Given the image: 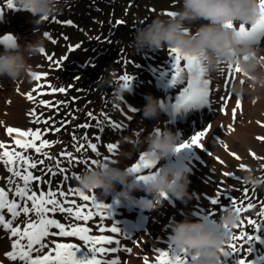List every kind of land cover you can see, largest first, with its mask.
<instances>
[{"label":"rangeland","instance_id":"obj_1","mask_svg":"<svg viewBox=\"0 0 264 264\" xmlns=\"http://www.w3.org/2000/svg\"><path fill=\"white\" fill-rule=\"evenodd\" d=\"M168 2L170 0H61L62 11L41 22L36 27L38 31H35L33 18L32 21L27 19L30 12L7 8V0H0V13L3 14L4 21V26H0V36L5 32H11L15 36L18 34L21 37L20 42L24 43L34 40L36 37L33 38L31 35L36 32L35 35L40 34L45 40V53H40L30 60V65L37 64L43 71L41 83L37 85L38 91L33 95L34 99L27 105L28 115L18 120V124L24 131L35 132L39 129L40 138L33 142L39 147L43 140H47L48 145L37 153L34 148H21L15 143L16 138L3 136L0 133V143L5 145L4 149H0V153L5 150L10 154L19 152L27 159V163L18 162L7 165L0 160L1 187L13 201L20 205V210L24 206L30 209L28 214L21 211V214L13 220V227L19 228L22 232L29 222L39 219L31 210L32 202L16 195V188L23 187L24 182L21 177L14 175V171H20L22 175L32 173L29 195L36 192L39 197L40 192L47 195L51 190L57 194L55 199L61 206L75 211L79 205L84 214L88 213L89 210L86 207L88 201H84L76 192H69V189H79L76 182L77 176L83 169L90 166L93 160L98 161L106 157L107 144L113 143L119 137L130 140L134 126L143 123L139 115L142 114L145 104H142L140 111L134 112L135 118L132 119L130 126L118 131L119 133L113 127L111 120L121 112L120 107L124 102L123 93L128 91H123L122 97L117 98V93L122 91L120 85L123 81L120 77L125 74L134 77L130 90L135 95L137 92L141 94L142 91L139 89L144 86L149 94L159 99L163 98V91L159 90L163 86L162 83L172 79L174 69L169 49L147 50L146 53H141L136 52L131 45L135 29L142 24L150 23L157 16L163 18L161 9ZM68 21L72 23L69 24ZM116 21H124V24H118ZM124 27H127L126 31ZM45 32L49 36H45ZM52 39L56 43H52ZM251 39L258 46L264 45V32ZM76 45L79 47L77 48ZM48 55H52V61L47 59ZM36 58L38 60H34ZM211 80L213 85L214 83L228 85V79L224 74L218 76L216 73H211ZM52 88L57 91L52 92ZM60 88H64L65 91L59 92ZM40 100L50 103L42 105ZM33 110H35L34 113ZM88 113H92V116ZM135 121H137L136 124ZM82 125H88V127H81ZM145 129H147L146 126ZM25 140L31 141L32 137H26ZM89 143H95L97 151H92L88 147ZM236 148L240 149L239 152L243 151L245 157L246 151L238 144ZM256 148L264 150V140L258 141ZM136 152L139 153L138 148ZM67 153H72V157H68ZM202 162L205 164L204 161ZM32 163L36 164V168L30 167ZM224 167L227 168L220 167L218 174L215 175L216 184L225 182L226 179L223 178L225 170L231 173L234 171V174L236 172L240 178L229 181V184H225L227 188L215 195L216 197L224 194V206L231 205L228 200L230 196L236 201V206L242 209L243 224L240 223L235 229L234 236L248 232L250 235H258L260 239L254 238L249 242V247L252 249L250 253H247L248 245L244 244L243 240L230 241L237 247L243 245V248L241 253L224 254L223 264H238L239 258H251L253 261L256 255H254L255 250L262 245V239L264 241V215H261L264 212V189L251 188L241 182L243 174L240 173L241 166L235 157L228 158L227 165ZM9 168L13 171L10 172ZM247 168L264 176V158L256 163H248ZM61 191L64 192L63 196L59 195ZM112 193L106 196L107 201L111 199ZM85 194L88 195V193ZM64 197L67 199L63 200ZM72 201L76 204L73 205ZM206 211H211L215 219H218L219 207L213 206L210 202L206 205ZM46 215L65 224L66 229L73 224L85 225L84 221H78L74 215L66 212H49ZM10 219H12L11 216ZM249 220L262 225L259 232H256L254 225L248 224ZM103 221L100 218L95 220L93 227L99 230V227L103 226ZM167 222L168 217L164 224ZM159 223H154L153 227L156 228ZM50 231L59 230L50 229ZM10 236V230L0 231V244ZM26 243L27 241L25 245ZM128 246L124 245L122 249ZM131 246L130 253L121 251L122 264L128 263L130 258L138 257L141 247H137L136 244L129 247ZM134 248H136L135 251H133Z\"/></svg>","mask_w":264,"mask_h":264},{"label":"clouds","instance_id":"obj_2","mask_svg":"<svg viewBox=\"0 0 264 264\" xmlns=\"http://www.w3.org/2000/svg\"><path fill=\"white\" fill-rule=\"evenodd\" d=\"M12 3L15 9L32 14L35 27L62 11L61 0H12ZM178 3L174 15L157 16L135 29L131 40L133 49L141 53L179 49L181 53L202 57L206 72L218 76L224 74L229 65L238 66L239 76L231 85L233 94L243 97L264 91V49L251 37L240 33L241 25L251 28L264 15L260 0H178ZM229 24L231 26H227ZM20 40L21 37L16 36L14 44L4 45V51L0 52V79L15 82L30 78V60L45 49L42 35L24 43ZM125 90L118 92L117 98L122 97ZM145 100L143 118H157L165 107L162 101L151 94L145 96ZM178 140V134L172 130L156 127L143 137L142 145H146L143 153L155 161L156 166L177 153ZM155 166L145 181L130 167L120 168L115 161L98 160L79 173L77 187L84 193L99 190L104 197L119 184L118 197L145 209H155L164 199L173 197L187 203L191 198L188 191L191 169L177 162ZM241 182L251 188L264 189V176L252 169L244 170ZM141 187L151 199L132 196L133 191ZM241 220V211L228 205L218 212L215 220L174 222L169 239L174 248L187 250V264H223L224 252L228 251V244Z\"/></svg>","mask_w":264,"mask_h":264},{"label":"bare ground","instance_id":"obj_3","mask_svg":"<svg viewBox=\"0 0 264 264\" xmlns=\"http://www.w3.org/2000/svg\"><path fill=\"white\" fill-rule=\"evenodd\" d=\"M178 8V0H170V2L164 5L161 9L163 17L168 16L166 15L167 11H175ZM5 18H7V16ZM32 18V14H28V21H32ZM11 24L14 25V23ZM0 26H4L3 14L0 15ZM38 26L39 25L36 27ZM8 27L9 26H7V28ZM36 27L35 31H38ZM34 33L31 37L34 38L40 36V34L35 35ZM16 36L20 37L18 34ZM0 46H2V44H0ZM261 48L264 49V45H262ZM262 54H264V51H262ZM34 60H38V58ZM183 67L184 62H181V68ZM31 70L30 78L28 79H20L15 82L8 79H0V97L2 102H0V118L2 117V120H0V133L3 136L18 138L17 133H12L11 135L7 133L8 127L24 131L20 124H18V120H22L26 115H28L27 105L31 100L27 97L29 94L33 96L36 91H38L37 85L41 83V77L43 76V71L37 64H32ZM32 73L39 75L40 79H34ZM205 76L211 80V74L206 72ZM224 76L228 79V85L218 83H214V85L211 84V105H207V108L204 109V111L202 110V113L199 111L192 116H195L194 119L201 116V119L194 123L193 126L190 124L184 125L183 129L180 131L181 134L179 136L178 143L190 140V138L197 132L205 131L207 129L206 135L201 137V142L204 144V147L199 148L193 146L192 148L181 149L174 156L170 157L168 161L161 160L158 165L155 166L158 167L166 162H177L186 164L191 169L188 176L190 181L188 191L191 193V198L187 201V203L176 200L173 197L171 199H164L163 203L155 209H145L132 201L124 200L118 197L117 192H119L121 188L119 184H117L116 190L112 193L111 203L106 200V196H100L99 190L88 193L90 196L95 195L100 203L120 204V207L116 208L114 214H111L109 217L104 214V217H107V221L102 222V225L107 229L114 224L120 229V233H110L107 231L103 233L112 234L114 236V241L119 239L121 241V244L119 245L121 249L124 245L130 246L132 244H136L137 247H141L138 257L135 256L130 258L126 264H144L143 256L145 255L149 257V264H156V257L159 253L154 251V249L159 248L161 251H168L167 249L169 245H171L169 237L172 232V224L174 222L184 219L195 221L205 217L209 220H215L213 213L211 211H206V205L211 202L210 199L214 198L217 193L221 192L222 189L227 188L226 185L230 183L229 181L240 179L239 174L237 175L236 172L234 174V171L231 173V171L225 170V173L230 174L229 176H223V178L226 179L225 182L219 184H216L215 182V175L218 174L219 168H227L224 166L227 165V159L233 156L232 153L236 154V156L233 157H239V159H236L238 163H240V166H243L240 168L241 174H243L244 170H248V163H256L260 159L264 158V150L261 148L255 149L257 142L260 141L257 140V137L262 136L264 133V126H262L264 125V91L238 97L232 93L231 85L232 82L239 76V73L229 74L226 69ZM181 77L185 80L186 84L188 77L186 69L182 71ZM162 84V88L159 89L163 91L162 101L168 98L172 102L176 101L181 88L185 85H173L170 81L163 82ZM15 88L18 90L15 91ZM156 89L158 90V87ZM139 90H141L143 94H139L137 92L135 95L131 90L123 93L124 102L120 107L121 112L116 114V118H112L111 120L112 124L118 123L121 125L120 128H116L117 133H119L118 131L123 128L130 126L132 119L135 118V114L131 111V108H135L137 111H140L142 104L146 103L145 96L149 95V91L145 89L144 86H141ZM230 93L231 96H229ZM221 97L228 98L226 104L225 101L221 100ZM237 99L241 102L239 108H236ZM164 108H166V106ZM222 108L223 110H221ZM233 108H236L235 119H233ZM198 113L200 114L197 115ZM129 117H131V119H129ZM139 117L143 119V123L134 126L131 133V139L127 140L119 137L113 142L119 145L117 151L115 153L107 151V160L117 162V166L120 168L131 167L136 162L135 159L137 155L139 156L143 152V149L146 148V145H142L143 137L147 136L154 128L159 127L160 129H170L174 132V125L169 127L166 126V116L162 111L155 119H144L143 114L139 115ZM13 119L15 120L12 121ZM257 121H260L261 123L258 124ZM136 122L137 121H135V124ZM208 125H211L210 129L208 128ZM145 126L147 129H145ZM224 144L228 145L227 149H225ZM237 144L240 148L246 151L245 157L244 152L242 150V152H239L240 149L236 148ZM137 148L140 153H135ZM106 157L102 159H106ZM221 160L224 162L223 164L220 163ZM202 161H204L205 164ZM145 174H147V170ZM132 196L140 198L148 196V194H146L141 187L133 191ZM148 197L151 199L150 196ZM66 199L67 197L63 198V200ZM86 207L94 214L97 211L91 200L88 201ZM58 212L59 211L55 213ZM132 214H134L133 219L136 220V224L138 222L137 218L139 215H147L149 218L147 220V227L139 230V233H137V227L131 232L124 233L122 231L124 220L130 218V215ZM94 217L96 218L97 216L95 215ZM167 217L168 222L164 224ZM94 222L95 219L84 222V226H88L92 229L89 233L90 235H97L95 234V228L93 227ZM154 223H159V225L155 228L153 227ZM153 228L154 232L151 233ZM0 231L5 232L6 230ZM16 239H20L19 235L16 237L10 236L7 240L0 244V260H3L5 264H22V262L18 259L16 261H12L5 255L7 252L12 251V243ZM48 240H54L56 243L77 241L78 243L83 244V242L79 241L76 237H46L45 241L47 242ZM135 240L136 243H134ZM26 241L27 240L25 238L21 240V243L25 244ZM114 246H116L115 243H113V245H105V247L108 248ZM129 246L128 248H132V246ZM49 247H54V244L49 245ZM135 250L136 248L133 249V251ZM121 251L117 253H106L104 254V258H119L122 261ZM33 256L35 257V253H33Z\"/></svg>","mask_w":264,"mask_h":264},{"label":"snow or ice","instance_id":"obj_4","mask_svg":"<svg viewBox=\"0 0 264 264\" xmlns=\"http://www.w3.org/2000/svg\"><path fill=\"white\" fill-rule=\"evenodd\" d=\"M262 11H264V0H260ZM7 8H14L12 0H7ZM154 11V10H153ZM2 14V13H0ZM166 15L172 16L174 15V11H167ZM47 19V18H46ZM67 23L71 24V21ZM116 23L123 25L124 21H116ZM227 26H231L230 24ZM264 32V15H261L260 19L254 23L251 28H246L245 26H240V33L245 37H253L258 33ZM45 36H49L47 32L44 33ZM66 38V37H65ZM51 39V38H50ZM15 38L12 35H5L0 37V44L5 46H10L14 44ZM52 43H56L54 39L51 40ZM78 48L79 45H76ZM41 53H45V49H41ZM169 55L172 57L173 63L172 67L174 69L172 74L171 83L173 85H184L185 80L181 77L182 71L184 69L187 70L188 77L186 80V86H183L180 94L176 99V103L174 108L176 111H179L181 108H190L193 106H203V105H211L210 100V92H211V80L205 79L206 68L202 63V57L200 56H192L188 54L181 53L179 49H169ZM47 59L49 61L53 60L52 55H48ZM181 62H184V67L181 68ZM229 74L239 73L240 69L238 66L233 68L231 65L228 67ZM33 78L36 80L40 79V76L36 73H32ZM46 75V73H45ZM134 77L129 76L127 74L122 75L120 80L123 83L120 85L121 89L130 90L131 83ZM52 92L57 91V89L52 88ZM59 92H64V88H60ZM231 96V93L229 94ZM29 100H33L34 97L29 94L27 97ZM227 97H221V100L227 102ZM50 102H46L44 100H40V104L46 105ZM240 100L236 101V108L240 107ZM236 108H233V119L236 116ZM223 110V108L221 109ZM35 110H33L34 113ZM132 112H136L137 109L131 108ZM89 116H92V113H88ZM131 119V117H129ZM38 122V121H37ZM260 124V121H257ZM264 126V125H262ZM81 127H88V125H82ZM113 127L120 128L121 125L118 123L113 124ZM208 128H211V125H208ZM231 130V129H230ZM59 131V129H57ZM207 129L205 131H199L195 135H193L190 140H186L179 144L177 148V152L181 149L192 148L193 146L203 148L204 144L201 142V137L206 135ZM7 133L11 135L12 133H17L18 138L15 139V143L19 145L21 148H34L37 153L42 151V148L48 145L47 140H43L41 145L38 147L33 141L40 138L39 129L35 132L32 130L21 131L17 128L8 127ZM139 134V133H138ZM32 137V140H25L26 137ZM257 140H264V136H258ZM88 147L92 151H97V145L95 143H89ZM119 145L117 143H109L107 144V149L109 152L115 153L118 149ZM225 149L228 148L227 144H224ZM5 145L0 143V149H4ZM99 154V153H97ZM68 157H72V153H67ZM233 156H236L235 153H232ZM7 158V159H6ZM239 159V157H236ZM107 159V157H106ZM0 160H3L4 164L7 165L9 163H18L23 162L27 163V159L21 155L19 152L9 153L7 150L0 153ZM71 162V161H70ZM80 162V161H77ZM96 160L92 161V164L96 163ZM43 163V161H41ZM155 161L151 160L147 157L146 153H141L138 157V160L130 167L131 171H134L139 174V178L147 181L150 177L148 173L154 168ZM221 164L224 162L221 160ZM31 168H36V164L32 163L30 165ZM243 167V166H241ZM10 172L13 171L12 168L8 169ZM147 170V174H145ZM63 171V169H61ZM14 175L16 177H21L24 186L16 188V195L22 198H26L28 201L32 202V211L35 212L39 219L35 222H29L24 229L23 232L20 231L19 228L13 227V220L16 219L21 211L24 214H28L30 209L27 206H24L21 210L20 205H18L15 201L9 202L7 199L8 193L0 188V230H10L11 236L16 237L19 235L20 239L14 240L12 243V251L7 252L5 255L12 261H16L17 259L22 262V264H122V261L119 258L106 259L104 258V254L106 253H117L121 250L124 252L130 253L132 251L131 248L121 249L119 245L121 241L119 239L113 240L111 236L105 235H90L89 233L92 229L88 226H77L71 227L70 229H66L65 224L59 222L57 219H52L47 217V213L52 212H66L69 215H74L75 219L78 221L87 222L91 220L94 213L89 210L87 214H84L79 205H77L76 210L73 211L72 208L63 207L60 205L59 201L55 199L57 195L55 192L51 190L48 191L47 195L44 192H40L39 197L36 192H32L29 195V182L33 179V175L31 172L22 175L20 171H14ZM225 176H229V173H224ZM69 192H76L84 201H92L93 206L95 207L96 215L100 216V219H104V214L108 217L111 213L108 211L109 205L105 203H100L97 200L95 195H86L84 192L80 191V189H69ZM59 195L63 196L64 192L61 191ZM224 194H219L215 198H211V204L215 207H219V209H223L225 206L223 204ZM228 200L231 205L235 206L239 211H241V207L236 206V201L228 197ZM75 204V201H72ZM51 205V207H48ZM251 207V205H250ZM6 209L7 213L11 214L12 219L5 220L4 210ZM211 214V213H210ZM264 215V212L261 213ZM207 218V217H205ZM243 224V221L240 222ZM249 225H254L256 232H259L262 225L257 224L254 220L248 221ZM239 227V225L237 226ZM50 229H58L59 231H50ZM100 232H110V233H120V229L117 228L114 224L110 228L99 227ZM76 237L79 241H82L83 244L79 243H56L54 240L45 241L46 237ZM27 240L26 245L21 243V240ZM259 240L260 237L258 235H250L248 232H242L240 236H232V240H243L244 244L248 245L246 251L250 253L252 251L251 247H249V242L253 239ZM114 247H105V245H113ZM54 244V247H49V245ZM82 246H87V252L83 255L78 256V253L81 251ZM243 245L237 247L234 243L228 244V251H225V255H230L231 253H241V249ZM47 250V251H46ZM154 251L158 252L159 255L156 257V264H187L188 252L184 249L174 248L172 245H169L168 251H161L159 248L154 249ZM35 253V257L33 256ZM144 264H149V257L147 255L143 256ZM238 264H254L251 260H246L245 258H239Z\"/></svg>","mask_w":264,"mask_h":264},{"label":"trees","instance_id":"obj_5","mask_svg":"<svg viewBox=\"0 0 264 264\" xmlns=\"http://www.w3.org/2000/svg\"><path fill=\"white\" fill-rule=\"evenodd\" d=\"M127 27H124V31H126Z\"/></svg>","mask_w":264,"mask_h":264}]
</instances>
